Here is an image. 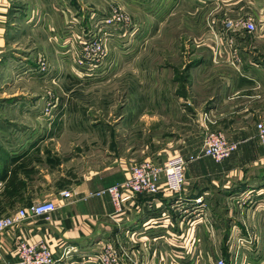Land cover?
<instances>
[{
  "label": "crops",
  "instance_id": "crops-1",
  "mask_svg": "<svg viewBox=\"0 0 264 264\" xmlns=\"http://www.w3.org/2000/svg\"><path fill=\"white\" fill-rule=\"evenodd\" d=\"M148 2L170 5L164 19H180L181 25L168 34L180 36L182 44V36L190 37L189 50L196 57L184 82L172 77L171 87L159 89L156 78H151L150 104H160L159 115L180 117L171 136L152 139L145 147L144 160L164 165L175 156L198 153L204 138V115L209 119L208 128L238 143V151L222 163L202 158L187 164L179 196L162 185L158 194L138 197L111 219L114 208L110 199L90 198L89 194L123 182L129 168L144 160L110 158L99 168H88L66 189H58L52 182L44 195V175L37 163L45 157L47 164L59 165L57 157L43 146L48 141L44 125L2 123L0 135L7 133L9 143L0 140V194L12 198L5 209L17 212L51 201L57 210L48 218L29 217L1 234L0 264L16 263L19 241L46 244L55 264H216L218 260L264 264V150L256 133V125L264 122V0ZM11 7V0H0V81L11 75L13 67L35 66L31 55L17 56L12 50L10 32L17 18ZM26 17L23 23L31 29L24 26L23 35L37 31ZM247 19L255 24L254 33L240 25L224 26ZM188 43L183 45L188 47ZM4 84L0 82V87ZM142 97L138 94V99ZM168 102L173 105L171 110ZM5 110L0 105V117ZM146 118L157 121L152 115ZM31 165L35 177L28 181ZM108 248L111 256L103 263ZM67 250L74 253L65 257Z\"/></svg>",
  "mask_w": 264,
  "mask_h": 264
},
{
  "label": "rangeland",
  "instance_id": "rangeland-1",
  "mask_svg": "<svg viewBox=\"0 0 264 264\" xmlns=\"http://www.w3.org/2000/svg\"><path fill=\"white\" fill-rule=\"evenodd\" d=\"M11 1L17 18L10 32L12 50L17 56L31 55L35 66L13 67L11 75L2 79L0 105L6 110L0 124L44 125L45 151L59 160L58 166L47 164L45 157L36 162L44 175V195L52 182L58 189H66L88 168H99L110 158L144 160L142 151L152 139L169 136L179 127L174 122L180 114L159 115L160 104L153 107L147 97L152 77L159 89L171 87L172 77L184 82L196 57L189 50L190 37L182 36L183 44L188 43L185 47L180 36L168 34L181 25L180 19H164L169 4L148 0ZM110 12L126 15L135 26L134 33L107 27L104 22ZM26 14L37 31L23 35V27L30 28L23 23ZM91 34L99 35L97 40L105 51L97 64V53L81 46ZM186 87L184 83L185 91ZM171 106L168 102V110ZM147 115L157 121L148 120ZM203 123L209 132H221L208 128L209 119ZM202 130L205 136L207 130ZM0 140L9 143L7 133H2ZM34 165L29 166L28 181L35 177ZM11 199L1 192L0 219L16 213L5 209Z\"/></svg>",
  "mask_w": 264,
  "mask_h": 264
},
{
  "label": "built area",
  "instance_id": "built-area-1",
  "mask_svg": "<svg viewBox=\"0 0 264 264\" xmlns=\"http://www.w3.org/2000/svg\"><path fill=\"white\" fill-rule=\"evenodd\" d=\"M104 24L107 27H115L117 32L133 34L134 24L123 14L112 13L106 15ZM240 25L246 29L248 33H254L256 26L252 20L247 19L243 22H226L225 28L231 29ZM99 35L91 34L85 43L91 44L88 46L85 43L82 46L83 50L94 51L97 60L105 56L102 41H98ZM88 53V52H87ZM84 60V59H83ZM203 120H208L207 115L203 116ZM207 130L202 143L201 150L187 158L183 156H175L168 160L164 165H158L150 160H144L129 168L127 178L114 186L89 194V197H104L107 196L114 208V213L110 216L112 219L115 215L122 214L127 205H131L138 197L154 196L159 193V189L164 185L165 189L173 196H179L185 185V167L189 163L196 162L202 158H209L215 163H222L229 160L238 151V144L229 142L225 134L221 132H209ZM257 140L259 145L264 150V122L256 125ZM63 196H67L68 192H63ZM200 200H197L198 203ZM57 206L51 201H45L30 206L27 210H20L3 219H0V236L10 228L22 223L29 217L33 218H48L55 213ZM1 249V243H0ZM110 248L107 249V255L101 259L103 263L111 256ZM74 253L72 250H67L65 257L71 256ZM15 264H55L51 251L44 243L30 245L25 241H19L16 244ZM8 264V263H1ZM216 264H227L224 260H218ZM231 264H238L233 262Z\"/></svg>",
  "mask_w": 264,
  "mask_h": 264
}]
</instances>
